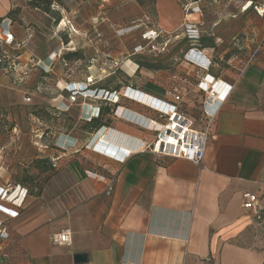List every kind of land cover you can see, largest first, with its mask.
I'll return each mask as SVG.
<instances>
[{
    "label": "crops",
    "instance_id": "0c3cea01",
    "mask_svg": "<svg viewBox=\"0 0 264 264\" xmlns=\"http://www.w3.org/2000/svg\"><path fill=\"white\" fill-rule=\"evenodd\" d=\"M259 1L257 4L264 3ZM190 2L199 5L198 1ZM155 3L158 28L175 33L185 20L184 10L182 16L176 0ZM13 8L12 0H0V17ZM248 10L241 8L232 16ZM199 16L191 14L188 19L198 20ZM221 22L211 32L204 30L207 36L217 33L212 45L204 46L216 58L220 42H231L227 31L232 28L227 25L221 29ZM2 24L11 28L13 20L4 19L0 31ZM239 57L226 55L222 70L215 66L211 69L232 89L212 125L200 165L149 152L134 154L123 163L98 154L91 145L106 127L112 129L104 136L126 148L138 144L129 136L149 140L154 135L112 119L108 106H104L106 113L102 115L96 99L78 96L80 120L84 109L93 111L89 118H100L90 130L73 127L64 144L74 151L46 155L66 165L71 184L48 206L40 205L32 194L20 208L5 200L0 202V221H6L16 236L28 264H76V253L88 256L81 264H264V252L252 246L246 232H241L248 212L243 207L244 194L256 193L260 198L264 189V60L255 58L247 65ZM178 67L183 75L191 76L193 67L189 63L183 60ZM158 73L150 71L153 81L128 84L164 96L173 73L167 71L168 75L159 80ZM192 82L187 100L199 97L200 101L202 96ZM149 83L156 86L155 92L144 89ZM122 104L133 111L155 115L136 102L122 99ZM99 123L105 125L98 128ZM1 157L0 152V163ZM6 167L0 164V185L20 184L9 181L11 169L8 167L6 174ZM101 175L114 177L111 195H106L107 179ZM66 229L71 232V244H54L51 236Z\"/></svg>",
    "mask_w": 264,
    "mask_h": 264
},
{
    "label": "rangeland",
    "instance_id": "374dc122",
    "mask_svg": "<svg viewBox=\"0 0 264 264\" xmlns=\"http://www.w3.org/2000/svg\"><path fill=\"white\" fill-rule=\"evenodd\" d=\"M141 1L140 5L137 0H62L53 6L60 14L56 21L54 15L31 7L30 0H12L13 26L2 24L0 31V164L7 166L6 174L10 167L9 181L27 187L40 205L48 206L69 186L71 175L59 161L56 167H40L33 161L47 153L74 151L64 144L73 127L85 131L95 123L89 118L93 111L84 109L82 119L78 117V96L96 99L94 89L153 81L150 71L155 69L140 66V61L162 64L158 80L167 71L182 74L178 65L190 47L181 35L183 23L175 33L160 30L155 0ZM176 1L182 16L184 3L198 1L202 12L197 19L203 30L211 32L219 21L221 29L232 28L227 31L231 42H220L216 55L228 51L227 56L239 54L242 62L252 54L264 60V17L254 8L259 0L235 17L245 0ZM216 36L204 33L202 44ZM71 52L75 54L67 58ZM155 87L149 83L144 89L155 92ZM96 100L97 109H102L104 102ZM260 205L261 218L248 211L241 232L264 252V189ZM7 225L4 221L6 233L0 235V264H28Z\"/></svg>",
    "mask_w": 264,
    "mask_h": 264
},
{
    "label": "built area",
    "instance_id": "2783aa9c",
    "mask_svg": "<svg viewBox=\"0 0 264 264\" xmlns=\"http://www.w3.org/2000/svg\"><path fill=\"white\" fill-rule=\"evenodd\" d=\"M195 4L196 2L194 4L192 2L183 4L185 20L181 33L183 40H186L190 45L183 55V60L193 67L191 76L181 73L170 75V82L165 86L164 96L151 94L131 84H126L119 90H93L96 99L98 98L104 102V106L111 107L110 117L112 119H120L135 125L140 129L152 132L154 136L149 140L129 136L138 141L135 147L120 146L119 151L118 149L108 150L113 149L112 143H110L109 148H106L107 151H104L103 149H97V144L101 140L102 133L112 129L106 127L92 143L93 151L122 163L132 155L144 152L172 158H183L197 165L204 161L205 148L211 134L212 125L227 100L232 85L211 73L212 67L220 68L227 60L224 54H219L216 58L208 54L207 48L201 47L204 34L203 23L201 20L188 19L189 15L202 12L200 6ZM253 4V0L246 1L242 6V10H248ZM254 8L260 16L264 17V3H256ZM255 58V54H252L245 61L246 64L252 63ZM192 80L195 81L197 94L202 96L200 101L198 100L199 97L187 100L190 84L193 83ZM90 81H92L91 78ZM134 91L140 93V95L138 97L134 96L132 94ZM88 92H92L91 89ZM122 99L143 105L146 109L153 111L155 115L150 116L133 111L122 104ZM52 161L55 163L54 160ZM101 177L107 179L106 195H111L114 189V177L104 175H101ZM28 194V188L21 184L8 182L5 185H0V202L5 200L20 208ZM243 207L248 211H253L256 218H261L262 207L258 194L245 193ZM2 223L0 221V235L6 233ZM51 241L58 245H70L72 242L70 230L66 229L54 233L51 236Z\"/></svg>",
    "mask_w": 264,
    "mask_h": 264
},
{
    "label": "trees",
    "instance_id": "16d2710c",
    "mask_svg": "<svg viewBox=\"0 0 264 264\" xmlns=\"http://www.w3.org/2000/svg\"><path fill=\"white\" fill-rule=\"evenodd\" d=\"M138 2H139V4L141 5L142 4V1L141 0H137ZM56 4H58V5H60V4H62V0H30V2H29V5L31 6V7H33V8H39V9H41V10H43L45 13H48V14H50V15H54L55 16V19H56V21H58V20H60V14H59V12L57 11V10H55L54 8H53V6L54 5H56ZM13 12H14V10H11L10 12H8V14L7 15H5V16H3V17H0V25H1V23H2V21L4 20V19H6V18H12V14H13ZM186 41V40H185ZM187 42V41H186ZM212 45V41L209 43V44H202V41H201V47H204V46H211ZM190 46V45H189ZM75 53L74 52H71V53H68L67 55H66V57L67 58H70V56H72V55H74ZM225 57H226V55H225ZM0 62H2V59H0ZM140 66H142V67H146V68H148V69H155V71L156 70H160L161 69V66H162V64L161 63H151V62H149V61H140L139 63H138ZM219 68V67H218ZM220 68H222V66L220 67ZM212 69V68H211ZM212 73V72H211ZM213 74V73H212ZM109 78H111V77H109ZM129 82H131V81H129ZM128 82V83H129ZM127 83V84H128ZM121 87H123V86H121V85H117V86H115V87H113V88H108V90H119ZM102 89H105V88H102ZM106 109V107H102V109H101V114L103 115L104 113H106L104 110ZM110 107H109V113H110ZM100 117H98V118H94L93 120L96 122L98 119H99ZM105 124H101V123H99V127L98 128H100L101 126H104ZM36 165H38V166H42V165H48V166H53V162H52V160L49 158V157H38V158H36L34 161H33ZM54 167V166H53Z\"/></svg>",
    "mask_w": 264,
    "mask_h": 264
},
{
    "label": "bare ground",
    "instance_id": "6f19581e",
    "mask_svg": "<svg viewBox=\"0 0 264 264\" xmlns=\"http://www.w3.org/2000/svg\"><path fill=\"white\" fill-rule=\"evenodd\" d=\"M134 96H136V97H138L139 95H140V93H138V92H133L132 93ZM101 95V94H100ZM105 133H102V136H101V140L98 142V144H97V149H103L104 151H107V147H108V145L110 144V143H114V142H112L111 140H109L108 138H106L105 136ZM115 144V143H114ZM121 146V145H120ZM118 144H115L114 146H113V149H108V150H117L118 149V151L120 150V148H117V147H120ZM109 148V147H108ZM116 148V149H115Z\"/></svg>",
    "mask_w": 264,
    "mask_h": 264
},
{
    "label": "water",
    "instance_id": "95a60500",
    "mask_svg": "<svg viewBox=\"0 0 264 264\" xmlns=\"http://www.w3.org/2000/svg\"><path fill=\"white\" fill-rule=\"evenodd\" d=\"M88 260V256L86 253H76L74 255V262L76 264H81V263H84Z\"/></svg>",
    "mask_w": 264,
    "mask_h": 264
}]
</instances>
